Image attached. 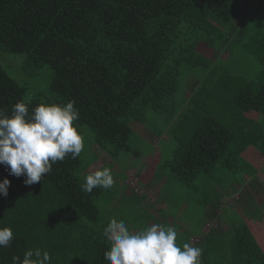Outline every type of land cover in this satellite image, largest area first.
<instances>
[{
  "label": "trees",
  "instance_id": "trees-1",
  "mask_svg": "<svg viewBox=\"0 0 264 264\" xmlns=\"http://www.w3.org/2000/svg\"><path fill=\"white\" fill-rule=\"evenodd\" d=\"M201 44L215 50L214 61L235 49L244 51L259 71L239 89L230 71L198 51ZM0 53L24 56L22 71L28 78L43 66L52 71L41 100L28 98L0 63V108L11 115L22 100H31L30 112L41 103L74 100L78 131L88 128L94 162H106L101 169H122L114 164L133 152L138 124L174 146L173 163L160 165L156 180L193 191L199 176L219 182L221 172L239 175L231 183L234 190L206 193L191 232L173 222L176 243L182 248L201 239V264H264L259 238L244 222L227 217L226 231L202 233L222 213L236 218L222 199L237 195V187L249 186L247 194L261 191L259 169L244 154L250 149L257 163L264 161V0H0ZM186 71L200 79L187 82ZM87 168L81 158L69 156L29 187L25 176L10 175L0 165V182L11 181L8 196L0 195V227L14 233L11 245L0 248V264L37 247L49 252L51 264H109L103 228L110 220L102 223L97 205L109 189L82 191ZM128 179L126 172L120 190L129 187L140 206L138 186L144 183L140 179L133 188ZM160 193L169 204L165 184ZM235 204L242 206L240 197ZM159 216L151 215L150 222L163 225Z\"/></svg>",
  "mask_w": 264,
  "mask_h": 264
},
{
  "label": "rangeland",
  "instance_id": "rangeland-1",
  "mask_svg": "<svg viewBox=\"0 0 264 264\" xmlns=\"http://www.w3.org/2000/svg\"><path fill=\"white\" fill-rule=\"evenodd\" d=\"M243 14L244 12L241 13V16H243ZM198 51L205 54L213 65H216L217 62L218 67L221 66L230 71L232 76L235 78V84L239 89L242 88L247 81L253 79L259 71V65L257 62L244 51H238V49H235V53L233 55L228 54L230 56L229 59L226 58L228 55L225 54L217 61L212 59L215 56V50L209 46L201 44ZM24 60V56H6L0 53V63L10 77L14 78L25 88L27 97H40V99L43 100L44 96L47 94V88L52 80V71L49 67L43 66L36 77L28 78L22 71V63ZM186 72L185 76L187 78V82L191 77L198 80L200 79V75L197 77L195 76L196 73L191 71ZM253 120L259 121L260 118H254ZM137 126L138 124L134 125V134L131 142L133 152L124 155L125 158L121 161V165L118 163L114 164L115 167L118 166L122 169L120 171H117L116 168L111 169L115 179L114 186L109 189L108 192H105L97 202V205L100 208L102 223L108 222L111 218H116L117 220H123L130 230L136 231L153 225V220L150 222L149 219L151 215H153L154 218L157 215H160L159 217L163 218V225L172 227L174 226L173 222H175L177 223L176 226H180L191 232V229L199 223V212L205 205V200L209 198L206 193H212L214 192V189L218 192L222 189L234 190L233 187H231V183L234 179H237L239 175L223 174V172H221L219 182L214 176L212 178L199 176L193 191H190V189L180 185L167 183L168 180H166L165 183L164 179L158 181L156 180L159 171L157 170L158 167L160 165L173 163L175 159L173 155L174 146L170 143V139L168 137L164 136L160 140L159 138L154 137V135L147 131L146 128H138ZM147 128L153 131L152 127ZM86 129L88 128L82 127L81 134L84 138L85 147L79 158L82 160V167L88 166L86 171V174L88 175L96 170H102L101 168L106 162L104 158L94 162L97 157L92 154L94 150L93 145H91L92 137ZM253 165V161H251V166ZM254 166L259 170L264 169V161L261 163L256 162ZM122 170L123 172L120 173ZM126 172L129 177L128 182L133 188L139 184L138 182L140 179L142 183H144L138 186V190L142 192V194L137 195V200H139L140 206L136 205L131 199L133 196L132 190L129 189V187H125V190H120V186L124 182ZM137 172H139V175H137ZM123 173L125 174L122 175ZM165 177L168 179V176ZM259 178L263 181L261 182L263 185H260L258 189L263 191L264 170L259 173ZM163 184H165V190H169L170 198H172L169 204L167 201H163V193H160ZM233 186L235 188L237 185L234 183ZM246 188L250 190L249 186H246ZM235 192H237V195H232L229 200L225 198L223 199V202L226 205L223 206V208L229 209L230 212L237 213L236 218L230 214H228L227 217L233 220L236 219L238 222H244L246 225L251 224L250 229L254 236H257V233L264 228L263 224L259 226L254 224V222H258V220L260 223H264V196L256 193L254 197L256 199L250 203V207L244 206V204H242L243 207L241 204L240 206L239 204H235L233 206L232 202L239 197L241 200L244 197L248 199L247 196L242 197L243 193L241 191ZM249 195L253 196V194ZM142 196L146 197L149 201L141 199ZM145 205L147 206V209L142 208V206L144 207ZM167 205L169 206L168 208ZM165 207L167 209H164ZM159 210H162L161 214L159 213ZM226 214L222 213L218 217V229L220 228L222 231H226L228 229L227 222L225 220ZM148 222L150 223L148 224ZM254 227L258 228L259 231L255 230ZM258 244L261 248H263L260 243ZM195 246L197 247L198 245Z\"/></svg>",
  "mask_w": 264,
  "mask_h": 264
},
{
  "label": "clouds",
  "instance_id": "clouds-1",
  "mask_svg": "<svg viewBox=\"0 0 264 264\" xmlns=\"http://www.w3.org/2000/svg\"><path fill=\"white\" fill-rule=\"evenodd\" d=\"M30 103V99L18 101L12 106L11 115L0 108V165L10 175L25 176L24 184L29 187L51 173L58 161L69 156L73 160L79 158L85 147L75 123L80 116L74 100L66 104L41 103L31 112ZM114 183L112 170L105 167L86 175L81 189L91 193L94 188L111 189ZM10 184L7 177L0 182V195L8 196ZM204 230L205 227L203 236H207L216 229L207 235ZM177 235L174 227L161 224L133 231L123 220L111 218L103 228V236L110 244L104 259L109 264H201L203 250L188 243L181 248L176 243ZM13 239L10 227H0V248L10 246ZM11 264H51V256L37 247L25 251L23 258L13 255Z\"/></svg>",
  "mask_w": 264,
  "mask_h": 264
},
{
  "label": "crops",
  "instance_id": "crops-1",
  "mask_svg": "<svg viewBox=\"0 0 264 264\" xmlns=\"http://www.w3.org/2000/svg\"><path fill=\"white\" fill-rule=\"evenodd\" d=\"M260 118L261 119V117L260 116H254L253 118H252V120L254 119V118ZM256 155H255V153L252 151V150H250V149H248V151L244 154V157H246V159L249 161V163L251 164V161H253V164L255 165V163H256V157H255ZM258 161H259V163H261L260 162V159H257ZM253 165V166H254ZM255 167V166H254ZM264 167V166H263ZM256 168V167H255ZM257 169V168H256ZM264 169H260L259 170V173L261 172V171H263ZM259 173H258V175H256L257 176V178L260 180V183L261 182H263V181H261V178H259ZM261 185H263V183H261ZM246 186L247 185H243V186H241V187H237L236 188V190H238V191H241L242 193H243V195H242V197H244V196H247L248 197V199H246L245 197L242 199V203L244 204V206H251L250 205V203L251 202H253L256 198H254L255 197V194L256 193H254V192H251L250 191V193L249 194H253V196H250L249 194H247L246 193ZM263 188H264V186H263ZM258 195H261V196H264V190L263 191H259L258 193H257ZM224 199V198H223ZM223 199H222V201H223ZM255 203V202H254ZM226 206V205H225ZM253 207V206H252ZM253 219V218H252ZM225 220H226V222H227V215H226V218H225ZM252 222H253V220H252ZM254 224L256 225L257 224V226H259V225H261V224H263L264 225V223H260L259 222V220H258V222H254ZM248 225V227H250L251 228V224H247ZM256 226V227H257ZM228 227V226H227ZM254 229L255 230H258L259 231V229L258 228H255L254 227ZM203 231V230H202ZM257 238H259V243L261 244V246H263V248H264V228H263V230H260L259 231V233H257ZM192 246H195V245H193L192 244Z\"/></svg>",
  "mask_w": 264,
  "mask_h": 264
},
{
  "label": "built area",
  "instance_id": "built-area-1",
  "mask_svg": "<svg viewBox=\"0 0 264 264\" xmlns=\"http://www.w3.org/2000/svg\"><path fill=\"white\" fill-rule=\"evenodd\" d=\"M229 200V199H227ZM238 200V199H236ZM231 204V203H230ZM212 229H218V223L216 222V220H211V222H209L206 226H205V230H204V235H207ZM201 239H194L192 243L198 244L200 243Z\"/></svg>",
  "mask_w": 264,
  "mask_h": 264
}]
</instances>
